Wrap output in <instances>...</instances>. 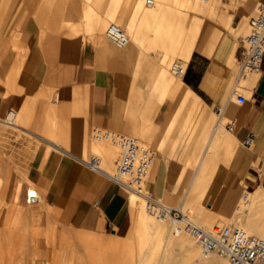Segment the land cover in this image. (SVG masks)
I'll list each match as a JSON object with an SVG mask.
<instances>
[{
	"label": "rangeland",
	"instance_id": "rangeland-1",
	"mask_svg": "<svg viewBox=\"0 0 264 264\" xmlns=\"http://www.w3.org/2000/svg\"><path fill=\"white\" fill-rule=\"evenodd\" d=\"M169 1L171 9L165 5L168 0H155V6L147 0H0V117H4L8 110L17 111L20 117L18 116L16 123L35 133L28 134L24 129L0 125V235L7 233L11 236L4 243L5 257L0 260V264H135L139 260L158 262L163 255L167 237L170 236L173 242H177V238L170 234V225L159 223L149 216L145 211V202L139 198L135 199L136 203H140L136 205L139 207V217L135 219L132 233L125 236L122 227L108 226L100 231H85L75 219H60L55 210L42 199L28 203L26 195L30 186L27 174L32 167H37L45 175H49L50 167L55 163L54 156L69 159L51 148L49 159L43 165L39 163L38 148L44 144L36 137L44 136L56 140L55 136L44 131L42 124L45 119L49 125L52 124L53 134L56 124H60L63 148L89 161L94 155L99 156L102 170L115 175L120 158L119 149L110 142L98 145L93 141L92 136L96 129L104 127L95 123L89 124L86 108H75L73 102H64L60 89L47 88L38 78L43 70L40 60L41 45L47 29L51 26L63 25L61 33L69 38L84 37V40L89 39L94 43L102 41L112 50L136 51L139 59L149 57L155 60L156 76L165 68L173 80L181 81L180 77H176V64L183 63L187 73L190 62L184 57V51L177 45V41L168 39L164 46L161 37L165 34L171 36L179 29V22L185 27L198 20L207 21L214 27H220L228 41L223 48V57L218 61L217 73L220 70L226 75L229 68L228 79L235 81L239 71V48L243 38L249 33L250 20L260 0H216L217 9L211 14L191 10L185 0ZM88 6L94 9L85 14ZM151 12H158V16L151 21L141 20L142 15ZM114 23L133 38L138 34L144 36L147 42L140 46L131 39L126 47L111 44L106 33ZM94 27L103 29L93 31ZM193 55L203 59L206 65H214L216 62L204 53L195 52ZM186 79L184 74V80ZM164 91L163 88L159 89L160 94ZM197 92L202 95L201 91ZM15 97L35 108L30 123H23L21 111L11 105V99ZM167 103L169 107L170 101ZM208 111L214 114L215 106L208 108ZM187 113L185 107L182 111V122ZM84 122L87 123L85 138L89 140L85 145L87 152H83L75 140L77 130ZM227 122L225 121V125ZM178 128L179 126L160 142L154 140L156 129L148 130L144 125L141 131L131 133L123 132L117 127L108 128L137 137L143 146L153 151L155 160L147 177L145 190L151 192L159 201L167 191L170 202L167 205L171 207H181L183 193L179 188L186 184L194 170L190 157L199 135V130L189 128L184 143L178 145L175 140ZM108 147L115 150L111 167L107 165ZM71 161L82 170H88L91 176L109 178L74 159ZM180 163L183 168L178 167ZM247 179L256 178L248 174ZM244 190L252 192L254 189L244 182ZM204 205L207 211L209 208L212 210L211 201H205ZM18 208L24 211L21 217H17ZM183 210L205 229H214L206 226V219H196L186 208ZM6 219H10V225L5 223ZM148 220L164 226L157 225L158 228L153 231L148 227ZM244 222L247 219H240L239 224ZM239 224L232 222L217 225L242 227ZM188 238L197 246L191 237ZM167 255L174 264H189V257L178 246L173 247Z\"/></svg>",
	"mask_w": 264,
	"mask_h": 264
},
{
	"label": "crops",
	"instance_id": "crops-1",
	"mask_svg": "<svg viewBox=\"0 0 264 264\" xmlns=\"http://www.w3.org/2000/svg\"><path fill=\"white\" fill-rule=\"evenodd\" d=\"M92 8L86 7L85 14ZM112 13L113 10L110 11ZM62 27L55 24L46 31L40 56L43 70L38 78L43 86L60 89L64 102H73L75 108H86L89 124L117 127L129 133L141 131L144 125L148 130L156 129V142L162 141L179 126L175 138L178 145L184 143L189 128L199 130L190 157L194 170L186 184L179 188L183 193L182 208L193 213L197 219H215L217 222L236 219L235 212H238L245 193L256 199L258 193L264 190V64L259 73H252L241 81L237 75L232 81L228 79L229 68L226 75L220 70L218 74L214 65H206L203 59L193 55L203 52L194 50L189 58V71L185 73L186 81L184 76L181 81H176L165 68L156 76L157 63L154 59H139L133 50H112L102 41L94 43L84 40V37L69 38L61 33ZM97 29L103 27H94L93 31ZM160 88L165 90L162 94ZM236 88L246 98L244 103L237 100ZM11 105L21 111L23 123L31 122L35 110L33 106L29 107L18 97L11 99ZM212 106H215L214 114L208 111ZM185 107L188 113L182 122ZM218 113L221 114L220 120ZM45 121L42 124L44 131L55 136L56 140L36 137L44 144L38 148L39 163L43 165L49 159L51 148L69 159L54 156L55 163L50 167L49 175L32 167L27 174L30 186L36 188L40 199L52 207L60 219H75L85 231H100L110 226L122 227L125 236L131 234L133 223L140 214L139 207H136L140 203L133 199L132 192L112 181L107 171L100 172L109 177L104 179L91 176L88 170L72 163L74 159L84 165L83 157L61 146L63 132L59 123L53 134L52 124ZM225 121L235 122L233 131H229ZM86 126L84 122L75 139L83 152H87L85 145L89 143L85 138ZM17 129L35 134L22 125ZM251 136L254 141L248 146L245 141ZM212 144L217 145L213 155L215 163L205 174L208 177V192L200 197L195 193L203 169L198 162L204 145L209 148ZM107 165L111 166L110 163ZM178 167L183 168V164ZM248 174L256 179H247ZM244 182L254 190L245 191ZM205 201L213 203L209 212ZM159 202L170 203L167 191Z\"/></svg>",
	"mask_w": 264,
	"mask_h": 264
},
{
	"label": "built area",
	"instance_id": "built-area-1",
	"mask_svg": "<svg viewBox=\"0 0 264 264\" xmlns=\"http://www.w3.org/2000/svg\"><path fill=\"white\" fill-rule=\"evenodd\" d=\"M149 3H152L151 1ZM108 41L118 47H126L129 38L117 24H111L107 30ZM240 81L249 74L259 73L264 64V0H260L254 16L250 20L249 33L243 38L238 52ZM177 73V72H176ZM237 100L244 103L246 98L239 94ZM229 131L235 128V122L227 123ZM94 136L98 141L116 144L120 149L117 161V173L110 179L122 186L143 193L147 177L153 167L155 156L150 148L141 144L140 139L133 135L121 133L108 128L96 129ZM254 137H249L246 145H251ZM95 172H102L100 159L92 157L87 162ZM147 210L159 221H167L175 234H190L207 254H216L229 264H264V239L249 235L238 227L222 226L212 230L205 229L194 222L182 207H171L158 203L151 192H147ZM38 201L36 194L29 192L27 202Z\"/></svg>",
	"mask_w": 264,
	"mask_h": 264
},
{
	"label": "bare ground",
	"instance_id": "bare-ground-1",
	"mask_svg": "<svg viewBox=\"0 0 264 264\" xmlns=\"http://www.w3.org/2000/svg\"><path fill=\"white\" fill-rule=\"evenodd\" d=\"M152 2V6L156 5L155 0H147V2ZM185 2L188 3V6L191 10L202 13V14H208V13H214L215 10L217 9L216 5V0H185ZM168 9H171V3L168 0L167 4H165ZM158 16V12H151L147 13L145 15L141 16V20L145 21H151L153 18ZM115 24V23H114ZM119 26V25H118ZM179 29L177 31L173 32L170 36V34H165L164 36L162 35L161 37V42L165 46V41L168 39L171 41H177V45L181 46L183 51H184V57L189 60L191 54L193 53L194 50L198 49L205 53L208 57H211L215 59L214 63V71H217V64L218 61L223 57V48L225 47L227 41V38L225 36V33L220 29V27H214L210 22L203 21V20H198L193 22L190 26H185L183 27L181 25V22H179ZM125 31V30H124ZM126 32V31H125ZM126 35L129 38V42L132 41L134 43L139 44L142 46L143 42H147V39L144 36H140L139 34L136 35V38H133L132 35H129L126 33ZM187 68L183 65V63L176 64L175 71L177 72L176 77L182 78L184 74L186 73ZM249 77V76H248ZM247 77V78H248ZM244 78V79H247ZM243 79V80H244ZM20 117V113L14 110H8L6 115L4 117H0V125L10 127L13 129H17L19 125L16 123V120ZM218 119H221V114L218 113ZM92 139L94 142H96L98 145H106L105 141H98L96 140L95 136H92ZM96 145V144H95ZM111 145H114L115 147L118 148L116 144L111 143ZM106 147V146H104ZM207 145H204L203 150H202V155L200 157V160L198 162V166L202 165L201 167L202 172L201 175L198 178L197 181V186H196V191L197 195L200 197L205 196L206 193L208 192V178L206 173H208L212 167H214V159L213 155L215 150L217 149L216 144H212L208 149ZM119 149V148H118ZM115 150L111 147H108L107 152H108V157H109V162L111 164L112 162V157L114 156ZM120 151V149H119ZM208 152V153H207ZM208 154L207 157L205 158V154ZM1 155V154H0ZM93 157L100 159L99 156L94 155ZM89 160L83 159L82 162L84 165L91 169V167L88 165ZM111 167V166H110ZM92 170V169H91ZM93 171V170H92ZM104 172V170H102ZM112 174L109 173V176ZM126 188V187H125ZM128 189V188H126ZM132 192V197L135 200L136 198L142 199L145 202V211L146 213L153 217L157 222L159 223H167V221H159L154 215L150 214L147 210V198L145 195H148L147 192L143 190V193H138L134 190L128 189ZM29 192L31 194H36L38 197V201L40 199V195L36 188L31 185L29 190L27 191V197ZM158 203L162 205H166L164 203H161L158 201ZM252 205V206H251ZM252 207L250 210L248 207ZM238 212H235V217L236 219H226L222 220L220 222L215 221V219H206L207 224L206 226L215 228L219 227L217 224L218 223H237L239 224L240 219H247V222H244L242 224H239L242 227L239 226H233L229 225L230 227H238L242 230H244L246 233L249 235H252L256 238L264 239V190L262 192H259L257 195L256 199H251L250 195L248 193H245L244 198L242 202L239 205ZM17 217H21L24 214V211L22 208H18L16 211ZM9 217V215H8ZM197 219V218H196ZM10 219H6V224L10 225L11 222H9ZM195 221V220H194ZM196 222V221H195ZM135 223V221H134ZM133 223V226L135 225ZM197 223V222H196ZM13 224V223H12ZM198 224V223H197ZM215 224V225H214ZM158 224L155 222L148 220V227L152 229L153 231L156 230ZM199 225V224H198ZM159 226V225H158ZM161 227H163V224H160ZM159 226V227H160ZM201 226V225H200ZM202 227V226H201ZM204 228V227H203ZM153 233V232H152ZM255 235H253V234ZM170 234H172L174 237L177 238V242H173L171 237L168 236L167 239L165 240L164 243V252L159 259L158 262H152L149 260H139L135 264H174L170 258L169 255H167L168 252L171 251V249L175 246L180 247L186 255L189 257V264H229L228 261L224 258L219 257L216 254H207L204 252L202 247L195 241V239L187 233H182V234H175L171 227H170ZM191 237L195 242H193L188 238V236ZM11 236L7 233L1 234L0 235V260H3L5 257V253L3 251L4 243L10 240ZM7 239V240H6ZM10 247V244L8 245ZM126 261H129L127 259ZM125 264V262L121 263Z\"/></svg>",
	"mask_w": 264,
	"mask_h": 264
}]
</instances>
